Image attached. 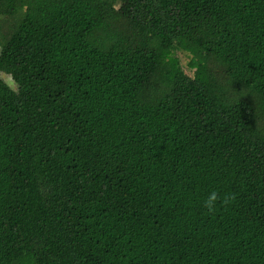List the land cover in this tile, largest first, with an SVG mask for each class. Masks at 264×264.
I'll use <instances>...</instances> for the list:
<instances>
[{
	"label": "trees",
	"instance_id": "16d2710c",
	"mask_svg": "<svg viewBox=\"0 0 264 264\" xmlns=\"http://www.w3.org/2000/svg\"><path fill=\"white\" fill-rule=\"evenodd\" d=\"M0 72V264H264V0H0Z\"/></svg>",
	"mask_w": 264,
	"mask_h": 264
},
{
	"label": "clouds",
	"instance_id": "9594fccd",
	"mask_svg": "<svg viewBox=\"0 0 264 264\" xmlns=\"http://www.w3.org/2000/svg\"><path fill=\"white\" fill-rule=\"evenodd\" d=\"M234 198L235 197L230 194H226L222 198L219 192L213 190L208 193L206 199L204 200V207L209 211V213H211L216 210L218 202L228 205Z\"/></svg>",
	"mask_w": 264,
	"mask_h": 264
},
{
	"label": "rangeland",
	"instance_id": "374dc122",
	"mask_svg": "<svg viewBox=\"0 0 264 264\" xmlns=\"http://www.w3.org/2000/svg\"><path fill=\"white\" fill-rule=\"evenodd\" d=\"M180 57H181V59H182V61H183L184 64H187V63H188L189 58H188L187 55H185V54H181ZM0 78H1L4 82H6L7 85L10 86L11 88H13V89H17L16 84H15V83L12 81V79H11L8 75H6L5 73H1V72H0Z\"/></svg>",
	"mask_w": 264,
	"mask_h": 264
}]
</instances>
